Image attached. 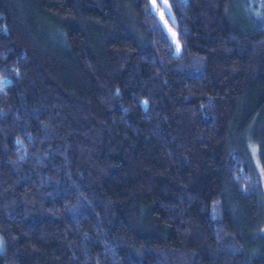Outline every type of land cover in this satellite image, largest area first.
<instances>
[{
  "label": "trees",
  "instance_id": "obj_1",
  "mask_svg": "<svg viewBox=\"0 0 264 264\" xmlns=\"http://www.w3.org/2000/svg\"><path fill=\"white\" fill-rule=\"evenodd\" d=\"M167 1L0 0V264H264V25Z\"/></svg>",
  "mask_w": 264,
  "mask_h": 264
},
{
  "label": "rangeland",
  "instance_id": "obj_2",
  "mask_svg": "<svg viewBox=\"0 0 264 264\" xmlns=\"http://www.w3.org/2000/svg\"><path fill=\"white\" fill-rule=\"evenodd\" d=\"M238 5L234 10V16L240 23L248 26L264 25V0H239ZM150 8L155 13L160 22V26L164 29L167 39L171 43L173 54L180 53V43L176 37V30L173 28L175 22L171 8L167 0H150ZM9 82L7 78H0V89ZM249 155L252 166L254 168V176L256 177V187L259 197L262 200L264 207V171L260 165L259 155L257 154V147L249 145ZM261 233L264 236V225L261 227ZM3 249V242L0 236V251Z\"/></svg>",
  "mask_w": 264,
  "mask_h": 264
}]
</instances>
